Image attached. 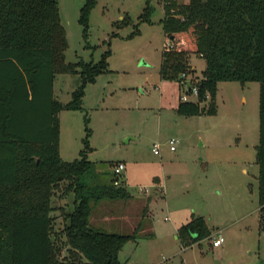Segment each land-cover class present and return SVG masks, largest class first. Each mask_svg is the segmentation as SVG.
Listing matches in <instances>:
<instances>
[{
  "label": "rangeland",
  "instance_id": "obj_1",
  "mask_svg": "<svg viewBox=\"0 0 264 264\" xmlns=\"http://www.w3.org/2000/svg\"><path fill=\"white\" fill-rule=\"evenodd\" d=\"M84 2L57 0L68 42L64 61L96 62L109 50V71L86 85L82 109L61 111L60 157L70 162L80 158L87 117L91 128L88 160L103 173L99 180H109L114 166L123 162L119 184L125 179L131 194L149 199L140 220H149L152 233L128 241L119 260L125 264H264L256 160L260 84L220 81L216 113L180 115L176 107L186 87L160 75L162 52L169 44L174 47L160 23L163 0H150L154 8L150 22L140 18L147 0H96L87 38L79 23ZM189 59L195 68L193 80L201 79L205 60L195 54ZM81 81L79 72L58 74L54 97L69 102ZM189 100L195 102L197 97ZM203 105L207 107L209 101ZM155 145L160 147L158 154L153 151ZM67 183H61L53 198L51 236L58 248L56 264H82L83 257L68 249L63 232L64 216L73 209L75 196L64 192ZM112 200L121 199L96 204L90 225L104 232L132 233L127 224L120 227L102 219L113 209ZM137 201L132 208H140ZM199 216L212 235L183 246L178 228ZM219 231L224 242L214 247Z\"/></svg>",
  "mask_w": 264,
  "mask_h": 264
},
{
  "label": "trees",
  "instance_id": "obj_2",
  "mask_svg": "<svg viewBox=\"0 0 264 264\" xmlns=\"http://www.w3.org/2000/svg\"><path fill=\"white\" fill-rule=\"evenodd\" d=\"M146 4L140 18L150 22L154 8L150 0ZM95 5L96 0H85L80 10L85 38ZM163 9L160 23L174 47L162 52L161 78L180 84L182 73L193 74L190 54L206 63L197 83V100H180L176 107L180 115L216 113L220 81L260 84L256 160L259 214L264 219V0H163ZM67 46L57 0H0V264L58 263V248L51 236L53 198L64 181L68 182L64 192L75 193L73 209L64 216L65 242L69 250L83 257L82 264H125L119 260V252L128 241L140 237V224L129 234L104 232L90 225L97 203L132 195L123 183L115 184L119 178L114 173L109 180H99L103 173L88 160L89 118H85L80 158L70 162L60 157L58 113L82 109L86 85L109 71V50L96 62L66 64ZM77 72L82 81L72 99L58 101L53 94L56 76ZM39 99H44L52 124L46 138L40 140L29 118V108ZM206 101L207 107L203 105ZM210 236L202 216L177 230L183 246Z\"/></svg>",
  "mask_w": 264,
  "mask_h": 264
},
{
  "label": "crops",
  "instance_id": "obj_3",
  "mask_svg": "<svg viewBox=\"0 0 264 264\" xmlns=\"http://www.w3.org/2000/svg\"><path fill=\"white\" fill-rule=\"evenodd\" d=\"M53 94H54V87H53ZM40 100H42V103L40 102ZM29 110H30V117H29L30 125L33 126L34 128V133L37 136L36 138L38 140L45 139L47 136V133L49 132L50 126H52V124L50 121V115L48 114V109H47L44 99H39L37 102V105H34V106L32 105L29 108ZM61 111L62 110H60V112L58 113L59 141H60V135H61V117H60ZM59 152H60V148H59ZM123 185L127 188L125 179H124ZM131 195L132 196L128 199H121L117 201L112 200V203L110 206L113 209L112 210L109 209L108 212L102 217V219L107 220V221L108 220L113 221L115 222V224H119L120 227L127 224L128 225L127 227H129L128 229H132L133 231L140 224L141 227L139 230V235L141 236H145L146 234L152 233L151 232L152 225L149 223V220L146 219L147 220L146 223H144L143 219L140 220L142 212L144 211V209L145 211L147 209L149 199L147 198L145 201L144 198H136L137 197L136 195L135 196L133 194ZM136 200H138L137 202H140L139 209L132 208V205H134Z\"/></svg>",
  "mask_w": 264,
  "mask_h": 264
},
{
  "label": "built area",
  "instance_id": "obj_4",
  "mask_svg": "<svg viewBox=\"0 0 264 264\" xmlns=\"http://www.w3.org/2000/svg\"><path fill=\"white\" fill-rule=\"evenodd\" d=\"M171 1H178L179 0H171ZM172 48V44L170 45H167L166 49H171ZM180 78H181V82H180V86L181 87H186V92L181 94L180 95V100L182 101H188L189 100V97L194 95L197 97L198 95V85L197 83L200 81V79H198L197 77L195 78V80H193V76H192V73H182L180 75ZM170 147L172 150H174V143H175V140L174 139H171L170 140ZM159 146L158 145H155L154 148H153V151L155 154H158L159 153ZM125 169V164L123 162H119L118 164H116L114 166V174L116 176H120L121 173H123V170ZM119 183V180L118 181H115V184L118 185ZM224 242V237L222 235V232L219 231L216 233L215 235V238L213 239V246L214 247H218V246H221L222 243Z\"/></svg>",
  "mask_w": 264,
  "mask_h": 264
}]
</instances>
